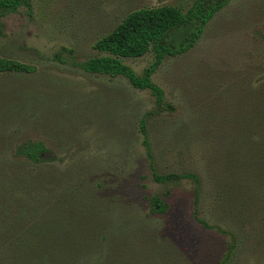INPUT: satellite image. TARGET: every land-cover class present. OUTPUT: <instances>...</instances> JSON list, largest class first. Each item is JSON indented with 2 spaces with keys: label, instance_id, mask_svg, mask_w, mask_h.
Masks as SVG:
<instances>
[{
  "label": "rangeland",
  "instance_id": "rangeland-1",
  "mask_svg": "<svg viewBox=\"0 0 264 264\" xmlns=\"http://www.w3.org/2000/svg\"><path fill=\"white\" fill-rule=\"evenodd\" d=\"M194 1L31 0L1 20L0 57L33 72L0 73V264L48 251L49 264H221L231 239L215 227L235 236L227 264H264V0H231L152 75L171 106L146 119L155 168L199 175L211 229L191 182L153 180L139 125L150 91L77 65L130 12ZM153 59L124 62L143 75ZM29 141L42 163L17 154Z\"/></svg>",
  "mask_w": 264,
  "mask_h": 264
},
{
  "label": "trees",
  "instance_id": "trees-1",
  "mask_svg": "<svg viewBox=\"0 0 264 264\" xmlns=\"http://www.w3.org/2000/svg\"><path fill=\"white\" fill-rule=\"evenodd\" d=\"M231 0H195L192 6L184 11L178 6L148 7L130 12L110 33L99 38L93 49L99 56L78 63L77 65L89 74L108 75L111 78L124 77L137 90L150 91L155 99V109L148 112L139 122L143 135L142 145L150 160L153 180L159 184H177L189 181L194 186V219L205 229H211L209 224L198 214L200 201L201 179L192 172L159 174L155 168L146 119L156 113L171 110L166 95L161 87L152 80V75L170 57H177L187 53L196 46L209 22ZM31 0H0V22L10 14L21 8H30ZM149 52L153 53L152 64L138 75L130 66L125 64L126 59H138ZM33 68L24 63L0 57V73H31ZM264 100V99H263ZM260 103L256 108L264 109ZM264 116V111L260 113ZM253 138V137H252ZM250 139V138H249ZM251 140V139H250ZM254 142V141H253ZM261 142H264V138ZM47 148L42 142H26L21 145L17 154L27 158L35 164L43 162V155ZM153 213L164 216L169 206L159 196L150 200ZM219 233L230 237L231 241L221 264H227L232 258L237 244L235 236L215 227ZM50 248V247H49ZM51 250V249H50ZM46 254L45 259L37 264H49L52 257ZM125 262V261H124ZM124 264V263H123Z\"/></svg>",
  "mask_w": 264,
  "mask_h": 264
}]
</instances>
